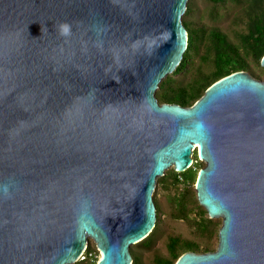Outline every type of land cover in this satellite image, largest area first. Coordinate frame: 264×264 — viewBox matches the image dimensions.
Instances as JSON below:
<instances>
[{"label": "water", "instance_id": "95a60500", "mask_svg": "<svg viewBox=\"0 0 264 264\" xmlns=\"http://www.w3.org/2000/svg\"><path fill=\"white\" fill-rule=\"evenodd\" d=\"M187 0H0V264H131L156 178L196 149L214 250L174 264H264V77L236 70L159 103L187 45ZM264 66V54L261 57Z\"/></svg>", "mask_w": 264, "mask_h": 264}, {"label": "trees", "instance_id": "16d2710c", "mask_svg": "<svg viewBox=\"0 0 264 264\" xmlns=\"http://www.w3.org/2000/svg\"><path fill=\"white\" fill-rule=\"evenodd\" d=\"M188 0L182 13L187 30V45L175 69L158 83L155 95L159 103L172 102L191 105L205 89L220 77L236 70H244L263 78L264 66V0ZM202 5V6H201ZM197 11L195 19L191 14ZM183 73L178 77L177 74ZM193 161L184 170L166 168L156 181L181 185L173 194L168 215L183 220L191 229L188 236L168 230L163 237V250L155 245L161 234L160 207L155 194L156 220L149 233L130 244L131 264H148L144 251L150 252V264H174L185 251L204 252L218 245L221 217H210L199 202L195 181L205 162L196 149ZM95 248L94 242L87 244ZM90 259L76 260L72 264H95Z\"/></svg>", "mask_w": 264, "mask_h": 264}, {"label": "rangeland", "instance_id": "374dc122", "mask_svg": "<svg viewBox=\"0 0 264 264\" xmlns=\"http://www.w3.org/2000/svg\"><path fill=\"white\" fill-rule=\"evenodd\" d=\"M194 2L197 4V3H200L201 1L194 0ZM196 16H197V11L193 12L191 14L192 19H195ZM169 73H167V74H169ZM182 75H183V73L177 74L178 77H180ZM168 168H173V167L169 166ZM179 190H181V185L180 184L174 185V184L170 183L169 180L166 181L165 185H161L160 183H158L156 181L155 188L153 190V194H155V196L157 197L158 202H159V207H160L159 217L161 220V234L159 235V238L156 240L155 245H157L158 248H162V250H163L162 241H163V237H164V234L166 231L174 230V231L182 233L183 235L188 236V234L190 233V230H191L188 228L189 226H187L183 220L171 218L168 215V211H169L170 206H171L169 201L171 200L173 194H176ZM89 242L93 243L94 241L91 238H89L88 243ZM94 244H95V242H94ZM143 253H144L143 257L146 258V262L148 264H150L149 259H148V257H151L150 252L144 251ZM97 260H96V262H97Z\"/></svg>", "mask_w": 264, "mask_h": 264}, {"label": "built area", "instance_id": "2783aa9c", "mask_svg": "<svg viewBox=\"0 0 264 264\" xmlns=\"http://www.w3.org/2000/svg\"><path fill=\"white\" fill-rule=\"evenodd\" d=\"M90 259L91 261L100 258V249L95 245V248H88L87 244L82 248L77 260Z\"/></svg>", "mask_w": 264, "mask_h": 264}]
</instances>
